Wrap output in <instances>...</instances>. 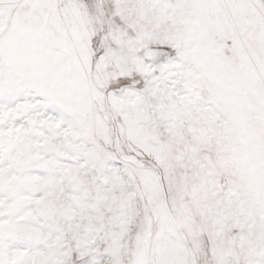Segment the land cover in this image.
<instances>
[{"label": "snow or ice", "instance_id": "snow-or-ice-1", "mask_svg": "<svg viewBox=\"0 0 264 264\" xmlns=\"http://www.w3.org/2000/svg\"><path fill=\"white\" fill-rule=\"evenodd\" d=\"M0 264H264V0H0Z\"/></svg>", "mask_w": 264, "mask_h": 264}]
</instances>
